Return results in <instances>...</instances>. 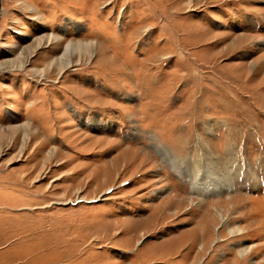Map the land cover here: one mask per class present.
<instances>
[{"label": "rangeland", "instance_id": "rangeland-1", "mask_svg": "<svg viewBox=\"0 0 264 264\" xmlns=\"http://www.w3.org/2000/svg\"><path fill=\"white\" fill-rule=\"evenodd\" d=\"M0 264H264V0H0Z\"/></svg>", "mask_w": 264, "mask_h": 264}, {"label": "bare ground", "instance_id": "bare-ground-1", "mask_svg": "<svg viewBox=\"0 0 264 264\" xmlns=\"http://www.w3.org/2000/svg\"><path fill=\"white\" fill-rule=\"evenodd\" d=\"M80 43V42H79ZM81 44V43H80ZM82 45V44H81ZM69 46L70 45H68L67 47H66V51L63 53V54H61L60 56V58H59V60H58V62L56 63L61 69H64L66 66H68L71 62H72V60H71V58H69L70 56H68L67 54H68V52L69 51H71L70 50V48H69ZM75 49H79V50H81V46L79 45V46H77V47H74ZM72 55V54H71ZM29 128V126H25V130H27ZM30 131V130H29ZM27 138L25 137V141L26 140H28L29 138H30V136H29V134H28V132H27Z\"/></svg>", "mask_w": 264, "mask_h": 264}, {"label": "water", "instance_id": "water-1", "mask_svg": "<svg viewBox=\"0 0 264 264\" xmlns=\"http://www.w3.org/2000/svg\"><path fill=\"white\" fill-rule=\"evenodd\" d=\"M72 202V201H71Z\"/></svg>", "mask_w": 264, "mask_h": 264}]
</instances>
